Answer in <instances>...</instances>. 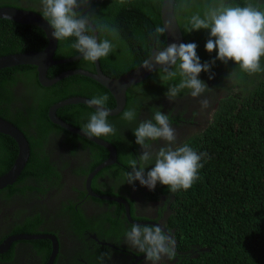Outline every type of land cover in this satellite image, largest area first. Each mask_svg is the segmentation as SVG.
Wrapping results in <instances>:
<instances>
[{"label":"trees","instance_id":"obj_1","mask_svg":"<svg viewBox=\"0 0 264 264\" xmlns=\"http://www.w3.org/2000/svg\"><path fill=\"white\" fill-rule=\"evenodd\" d=\"M226 4L245 6L252 3L264 10V0H223ZM221 0H177L175 15L182 29L185 43L195 42L201 63L211 62L214 79L202 72L200 79L207 83L209 90L199 98L208 99L212 104L211 117L205 125L192 127L190 133L180 138L173 147L189 144L197 153H207L201 160L199 179L188 190H178L174 194L167 186L157 184L155 190L144 192V198L159 200L161 195L168 197L161 215L170 209L165 223L177 241V256L171 264H264V71L254 74L242 72L234 61L227 64L216 59L217 52L209 53L205 44L209 30L187 32L190 17L217 6ZM163 0H89L82 4L79 12L87 14L95 25L99 40L108 39L114 50L108 57L101 58L102 71L111 78L132 72L154 48H157L155 28L163 26L161 9ZM9 6L37 11L42 14L40 0H0V7ZM115 30V34L111 30ZM89 34L94 35L91 31ZM75 38L58 41L55 60L76 56L71 47ZM48 45L46 33L38 26L25 25L0 19V57L11 54L39 52ZM160 46H166V34L160 37ZM264 68V58L261 60ZM95 72V63L83 59L49 68V78L73 69ZM235 70V75H228ZM159 70L146 81L129 89L125 110L135 109L136 118L127 121L123 112L116 117H108L115 129V135L102 136L118 152V164L99 172L92 182L96 192L98 177L108 175L112 183L122 191H128L124 172L131 171L128 161L137 158L142 152L136 144L134 128L144 120L147 111L151 119L156 110L169 115L170 123H178L180 117L172 116L173 109L164 112V106L156 102L167 98L169 84H178L180 77L167 82L160 81ZM107 94L106 107L113 109L116 100L109 90L93 79L74 75L63 79L51 87H43L38 81L35 66L25 65L0 70V117L19 128L30 145V158L18 181L0 190V203H12L18 198H29L35 194L44 195L49 185L58 176L49 162L46 145L56 144L65 148L71 155L83 161L74 173L87 176L109 158L107 149L77 134L54 124L49 118L50 108L71 97H85ZM190 95L185 89L175 99ZM95 110L83 105H70L58 110V116L66 123L82 129ZM195 113V112H194ZM146 116V115H145ZM203 124V123H202ZM157 144V143H154ZM159 145V144H157ZM19 154L17 142L9 135L0 133V176L14 165ZM153 165L145 170H151ZM59 174V173H58ZM141 194L144 186L136 184ZM147 190V189H146ZM110 194V193H109ZM108 208L122 209L119 203L103 202ZM2 207V206H0ZM70 213V212H69ZM72 214V213H70ZM90 219L84 212L72 214L69 226L82 235L88 229L100 238L122 239L131 224L125 217V210H108ZM138 220V219H135ZM43 219L40 214L28 216L17 223L13 234H40ZM12 234V235H13ZM32 242L39 255H44L46 264L52 253V246L42 240ZM43 244L48 249L43 248ZM101 253V254H100ZM100 256L107 254L99 251Z\"/></svg>","mask_w":264,"mask_h":264},{"label":"clouds","instance_id":"obj_2","mask_svg":"<svg viewBox=\"0 0 264 264\" xmlns=\"http://www.w3.org/2000/svg\"><path fill=\"white\" fill-rule=\"evenodd\" d=\"M42 15L53 29L51 37L57 41L75 38L71 47L88 62H96L108 57L114 46L108 39L98 40L89 34L92 29L87 14L78 9L89 0H40ZM172 28L171 22L155 28L157 48L150 58L145 59L141 67L154 72L160 65L158 75L165 85L180 77L178 84H169L165 93L169 101L174 100L181 91L188 89L193 98L201 96L210 88L201 80L202 72L209 73V79H214L211 62L201 63L197 54L198 45L191 43H172L160 46V37ZM209 30L210 35L205 44L207 52H217L216 59L227 64L234 61L242 72L254 74L264 71L261 60L264 58V10L247 3L245 6L226 4L221 0L217 6L210 7L201 16L199 13L190 17L186 31ZM115 34V30H111ZM235 75L233 70L228 79ZM109 101L107 94L93 96L88 100L89 107L95 111L89 116L88 122L82 127L83 133L89 137L115 135V127L109 123L111 111L106 107ZM202 109L209 107V100L200 101ZM58 113V112H57ZM211 117V116H210ZM123 118L132 121L136 118L135 109L123 111ZM136 144L142 148V153L128 161L131 171L124 172L126 183L155 190L157 184L167 186L174 194L178 190L190 189L199 179V170L203 167L201 160L207 153H197L185 143L173 147L177 140L175 128L169 120V115L159 109L151 119L140 121L134 128ZM156 141H164V146L154 147ZM151 170L145 171L149 165ZM89 174L87 175V177ZM96 177V176H95ZM95 179V178H94ZM93 179V180H94ZM87 187V186H86ZM151 210V207H150ZM152 224L133 223L125 233V242L131 249L144 253L147 264H164L177 256V241L170 229ZM18 235V234H16ZM13 236V235H12ZM9 238V237H8ZM20 242V241H18ZM105 255L100 259L103 261Z\"/></svg>","mask_w":264,"mask_h":264},{"label":"flooded vegetation","instance_id":"obj_3","mask_svg":"<svg viewBox=\"0 0 264 264\" xmlns=\"http://www.w3.org/2000/svg\"><path fill=\"white\" fill-rule=\"evenodd\" d=\"M203 99L205 98L186 96L183 99L169 101L168 98H164L156 102L164 106V112L173 109L172 116L175 114L181 118L178 123H171L176 130L177 142L180 141L184 133V135L186 132L190 133L192 127L199 128L201 121L208 117L207 111L201 107L200 101ZM143 117L144 120L148 117L147 111L143 112ZM153 143L159 144H154L156 148L165 144L164 141L163 143H158V141ZM46 150L50 156L49 162L52 164V168L56 169L58 176H53L54 180L49 185H45L48 190L44 195L35 194L29 198H18L12 203H0L2 206L0 207V245L12 236L17 229V223L24 221L28 216L40 214L43 219L39 228L40 234L55 235L58 240L59 251L53 264H147L144 253L131 249L124 240L125 236L122 239L117 237L105 239L88 229L80 235L68 227V223L72 214H77L79 211L84 212L85 217L95 219L105 211H112L114 217L118 211L124 209L127 218V211L123 204L119 203L122 207L120 210L116 206L108 208V205L102 204L101 201H115L92 196L98 195L112 198L121 197L127 200L131 208V217L136 222L145 221L165 226L170 209L169 213L166 211L163 215H161V209L165 208L168 197L161 195L157 201L145 199L144 192L148 193L150 189L145 187L140 194L139 188L136 187L139 181H136L135 185H130L128 191H122L112 183L108 175L97 179L96 185L101 192H96L91 184L93 192L89 193L86 187L87 176L74 173L83 163L79 158L82 155L88 156V152L80 150L81 156L75 157L65 148L51 143L46 145ZM140 150L142 152V148ZM42 241L47 244L49 242L48 245L52 246L53 252V243L50 240ZM43 248L48 249L45 244H43ZM101 250H105L109 254L105 255L103 261L100 259L101 253L99 254ZM51 255L48 256L46 264L49 263ZM172 262L165 261L164 264ZM43 263L44 255H39L38 249L32 242H14L7 252L0 254V264Z\"/></svg>","mask_w":264,"mask_h":264},{"label":"water","instance_id":"obj_4","mask_svg":"<svg viewBox=\"0 0 264 264\" xmlns=\"http://www.w3.org/2000/svg\"><path fill=\"white\" fill-rule=\"evenodd\" d=\"M176 1L177 0H163V4H162V9H161L162 24L169 21L171 22V25H172L171 30L169 32H166V45L172 44V43H176V44L185 43L182 29L175 15ZM0 19H6V20H10V21L17 22L20 24H25V25L38 26L46 33V37L48 40L47 47L42 51L11 54V55L0 57V70L6 69V68H13L16 66H25V65L35 66L38 72V81L43 87H51L57 84L58 82L62 81L63 79L69 78L74 75H81V76L89 77L93 79L94 81L98 82L99 84H101L102 86H104L114 96L116 100V106L113 109H109L111 111L109 115L110 117H116L124 111L127 105V94H128L129 89H131L132 87L138 84L143 83L155 72V71L150 72V71L145 70L143 67H141L142 66L141 64L137 69H135L132 72L126 73L120 76L119 78H111L102 71L100 61L98 60L94 62L95 69H96L95 72H90V71L78 68V69L65 71L54 78H49L48 71L50 67L79 61L83 59L82 54H78L71 58L55 60L54 57L58 49V41L51 37V32L53 31V29L50 27L48 21L43 17V15L37 11H33L30 9H24V8L4 6V7H0ZM89 24H90L93 34L99 40V34H98V31L95 25L90 20H89ZM154 50H156V48H154L153 51ZM160 67L162 66L157 65L156 71L159 70ZM88 100L90 99L85 98V97L68 98L59 103L54 104L50 108L48 114H49L50 120L54 124L70 131L71 133H74L83 138H86L87 140L95 143L96 145L101 146L108 150L109 158L105 160V162H103L101 165H99L87 177L86 186H87V190L89 191V193H91L93 192L91 184L95 176L101 170L118 163L117 150L110 142L102 138L87 137L83 133L82 129L76 128L66 123L57 114L59 109L66 107V106L78 105V104H83V105L88 106V103H87ZM90 108L95 110V107H90ZM0 133L11 136L17 142L19 146V154L17 156V159L13 167L6 174L0 176V190H4L9 186L14 185L18 181L20 175L22 174L24 168L26 167L29 161L31 151H30L29 142L26 136L24 135V133L19 128H17L15 125H13L9 121L1 117H0ZM92 196L100 197L105 200H111V201H115L117 203L123 204L127 211L128 221L131 222L132 224L138 223L142 225L143 224L156 225L155 223H149L145 221H142V222L134 221L130 214L131 208H130L129 203L127 202V200L121 197L112 198V197L98 196V195H92ZM158 226L164 228V226H161V225H158ZM164 230L167 231L166 228ZM35 240H50L53 243V252L51 255V259L48 263V264H53L54 260L57 257L58 251H59L58 240L55 235H48V234L13 235L0 245V254L7 252L14 242L35 241Z\"/></svg>","mask_w":264,"mask_h":264},{"label":"rangeland","instance_id":"obj_5","mask_svg":"<svg viewBox=\"0 0 264 264\" xmlns=\"http://www.w3.org/2000/svg\"><path fill=\"white\" fill-rule=\"evenodd\" d=\"M205 110L207 111V113H206V112H205V113L207 114L208 117H205V119H203V120L201 121V125H202V126L205 125L204 122L206 121V119L208 120V119L210 118V115H211V112H212V104L209 103V107L206 108ZM202 123H203V124H202ZM158 143H163V141H158Z\"/></svg>","mask_w":264,"mask_h":264}]
</instances>
